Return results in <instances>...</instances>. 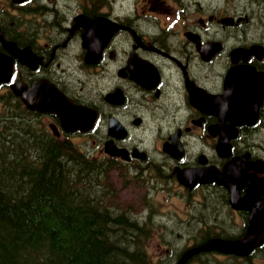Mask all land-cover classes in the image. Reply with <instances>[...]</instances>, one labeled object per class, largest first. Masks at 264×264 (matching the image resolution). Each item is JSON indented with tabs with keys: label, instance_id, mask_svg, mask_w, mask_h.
Segmentation results:
<instances>
[{
	"label": "flooded vegetation",
	"instance_id": "af4514ba",
	"mask_svg": "<svg viewBox=\"0 0 264 264\" xmlns=\"http://www.w3.org/2000/svg\"><path fill=\"white\" fill-rule=\"evenodd\" d=\"M23 5L34 9L24 15L31 25L14 27L8 18L0 27V52L13 58L11 82L48 79L96 113L89 129L69 131L55 113L34 110L47 129L77 139L90 159L121 172L124 184L143 182L153 193L176 188L187 204L182 213L190 208L187 215L199 212L202 220L189 221L193 235L242 236L250 209L264 205V0ZM20 49L23 59L15 55ZM5 91L26 107L9 83L0 85ZM259 97L257 118L239 122L235 105L255 110ZM107 141L120 153L108 152ZM184 170L190 177L182 180ZM224 183L249 198L234 207ZM222 213L236 218L234 225L222 224ZM261 251L264 243L235 256L252 262Z\"/></svg>",
	"mask_w": 264,
	"mask_h": 264
},
{
	"label": "trees",
	"instance_id": "16d2710c",
	"mask_svg": "<svg viewBox=\"0 0 264 264\" xmlns=\"http://www.w3.org/2000/svg\"><path fill=\"white\" fill-rule=\"evenodd\" d=\"M0 7L4 28L9 10ZM33 10L22 6L14 27ZM0 107V264H173L148 249L150 215L143 220L113 205L107 167L70 138L55 136L10 91L0 94ZM193 236L202 242L233 235ZM197 256L199 264L249 263L235 255Z\"/></svg>",
	"mask_w": 264,
	"mask_h": 264
},
{
	"label": "water",
	"instance_id": "95a60500",
	"mask_svg": "<svg viewBox=\"0 0 264 264\" xmlns=\"http://www.w3.org/2000/svg\"><path fill=\"white\" fill-rule=\"evenodd\" d=\"M16 3H22L26 0H12ZM28 50V49H27ZM26 49L15 51V55L22 58ZM37 61V60H35ZM35 67L36 64H30ZM13 71V58L0 52V84L10 83ZM235 75V71L231 72V76ZM11 89L14 93L21 97L26 106L32 110L41 113H55L59 116L63 126L66 130L73 131L80 127L82 130H87L90 125L94 123L96 113L91 112L83 105L75 103L70 97L62 92L53 82L48 79L42 78L34 81L32 85L25 82L10 83ZM252 87V86H251ZM242 89L243 87H238ZM262 97V96H261ZM261 97L257 100V106L254 110L251 107L238 103L234 107V114L240 120L239 122H250L248 119H256L257 109ZM252 122V121H251ZM253 123V122H252ZM53 128L56 126L51 125ZM106 150L110 153H120L111 141L106 143ZM231 164H227L226 169ZM188 170L181 171L179 174L180 179L184 180L190 175ZM223 184L222 181L218 180ZM232 192L231 203L235 207H239L240 203L249 198L247 194L243 199H240L228 184L224 183ZM264 242V205L259 209H252V214L249 219V224L246 233L239 238H221L213 237L198 245H193L186 249L177 264H186L188 260L194 255L203 251H220L224 253H234L237 255H246L250 253L255 247H258Z\"/></svg>",
	"mask_w": 264,
	"mask_h": 264
},
{
	"label": "rangeland",
	"instance_id": "374dc122",
	"mask_svg": "<svg viewBox=\"0 0 264 264\" xmlns=\"http://www.w3.org/2000/svg\"><path fill=\"white\" fill-rule=\"evenodd\" d=\"M3 0H0V5ZM14 11V10H13ZM2 19V18H0ZM13 19V18H12ZM16 20V19H14ZM31 25L32 23L27 20L20 21L16 26L21 25ZM1 111V107H0ZM73 142L77 143L78 140L75 138H70ZM79 146V145H78ZM80 148L84 150V146L80 145ZM106 181L112 185L113 191L115 192V197L113 198V205L117 208H125L130 213L139 216L141 219H148L147 216L150 215L152 221V231L153 235L149 242V251L154 257V259L163 258L165 262L171 263L177 260L176 255L178 252L185 247L190 245L195 241V237L189 230V221H202L198 220L200 218L199 212L193 213L190 216L182 211H185L186 205L179 196V192L176 188L166 187L165 189L155 190L153 193L150 190V185L141 182L140 185H134L131 183H126L124 185V180L126 178L121 176V172H115L110 169L109 173L107 170ZM199 211V207L197 206ZM178 211V212H177ZM162 215V216H160ZM222 224L230 225V222L234 225V219L227 217V214L222 213ZM170 219V220H169ZM149 220V219H148ZM210 224L213 220L205 221ZM175 231V232H173ZM170 234L175 237H170ZM179 234H182V238ZM170 249V251H169ZM263 251L255 256L252 262L248 264H264ZM222 261H228L229 258L224 255H220ZM191 264H199L194 261ZM201 264V263H200Z\"/></svg>",
	"mask_w": 264,
	"mask_h": 264
},
{
	"label": "bare ground",
	"instance_id": "6f19581e",
	"mask_svg": "<svg viewBox=\"0 0 264 264\" xmlns=\"http://www.w3.org/2000/svg\"><path fill=\"white\" fill-rule=\"evenodd\" d=\"M209 60V59H208ZM143 86V85H142Z\"/></svg>",
	"mask_w": 264,
	"mask_h": 264
}]
</instances>
